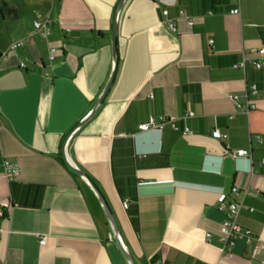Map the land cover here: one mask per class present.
Here are the masks:
<instances>
[{
    "label": "crops",
    "instance_id": "0c3cea01",
    "mask_svg": "<svg viewBox=\"0 0 264 264\" xmlns=\"http://www.w3.org/2000/svg\"><path fill=\"white\" fill-rule=\"evenodd\" d=\"M5 1L20 17L0 33V264H127L95 195L59 161L110 76L114 20L113 81L71 137L69 157L104 196L135 264H264V66L234 67L264 47V0L207 13L193 1L187 14L178 0ZM49 10L42 38L33 19ZM49 45L61 50L52 61ZM233 95L255 108L237 110ZM160 116L180 130H140ZM215 129L225 137L213 138ZM237 150L249 158L234 159ZM5 160L19 166L10 181ZM219 190L242 203L237 223L257 238L236 240L230 257ZM132 197L137 232L122 201Z\"/></svg>",
    "mask_w": 264,
    "mask_h": 264
},
{
    "label": "built area",
    "instance_id": "2783aa9c",
    "mask_svg": "<svg viewBox=\"0 0 264 264\" xmlns=\"http://www.w3.org/2000/svg\"><path fill=\"white\" fill-rule=\"evenodd\" d=\"M231 1H237V0H231ZM233 14L239 13V7L238 5L234 7L231 11ZM161 15L165 19V22L168 26V28L171 31H175V26L173 20L166 19L168 15L167 9L161 10ZM190 23H192V18H189ZM52 18H51V11L43 12V13H37L33 19V27L34 30L42 37L47 38L51 33V25H52ZM68 31V30H67ZM27 39H22L16 42H12L9 47L8 51H14L21 46H23L26 43ZM212 43V40L209 41ZM60 48L49 45V58L50 60H54L56 57V54L60 52ZM249 57V58H248ZM249 59L254 67L261 68L264 66V47H261L258 50H251L247 56H243V59L241 62L234 64V67H240L244 68L246 60ZM20 67H24V63H20ZM257 86L255 84L250 85L247 88V93L251 96H255L257 94ZM231 99L233 100L235 107L237 110L244 111L246 113L250 112L255 108L254 104L251 101H244L241 102L239 97L237 95L231 96ZM193 116V113L189 112L186 117ZM165 123H170L172 128L176 131L180 130V128L172 121L168 120L164 116H160L158 118H150L149 121L143 125L140 126L141 131H147L150 129L154 130H160L162 129L163 125ZM182 133L190 134L191 131L188 128H183ZM212 137L215 139H221L225 137V134H222L219 130L215 129L211 133ZM231 156L234 159L239 158H249V153L246 150H237L234 153H231ZM262 164L264 165V159L262 160ZM5 176L7 179L13 180L16 176L19 174V166L16 163H11L7 160L3 163ZM238 188L236 186H233L231 188V193H237ZM217 202L218 207L220 210L226 211V218L221 223L220 226V239L223 243V246L221 248V251L225 256L230 257L232 255L231 249L235 245L236 240L238 239H245L246 241L251 240H257L256 237H254L250 230L242 229L238 223L237 219L240 214V211L242 209V203H238L236 201H228L227 195L225 192L219 190L217 192ZM128 206L127 202H123V208L126 209ZM5 217V212L0 209V220ZM209 237V235H207Z\"/></svg>",
    "mask_w": 264,
    "mask_h": 264
},
{
    "label": "water",
    "instance_id": "95a60500",
    "mask_svg": "<svg viewBox=\"0 0 264 264\" xmlns=\"http://www.w3.org/2000/svg\"><path fill=\"white\" fill-rule=\"evenodd\" d=\"M115 23H116V20H114V24H113V47H112L113 53H112V69H111L110 76H109L104 88L102 89L101 93L97 97L95 103L91 107V109L80 120V122L71 130V132L66 136V138L63 142V145H62V159H63L65 165L77 177H79L82 181H84L87 184V186L90 188V190L93 192V194L95 195L96 199L98 200L101 208L103 209V211L107 217L113 238H114L117 246L119 247L121 253L123 254L127 264H135L133 258L131 257V255L129 254V252L127 251V249L125 247V244L122 240V236H121V233H120L119 228L117 226L114 215H113L111 209L109 208V205L107 204L104 196L100 192L99 188L96 186L95 182L85 173V171L83 169H81L79 166H77L71 160V158L69 157L68 152H67V145H68L71 137L87 120H89L93 116V114L96 112V110L102 104V102H103V100H104V98H105V96L109 90V87L111 86V83L113 81V77H114L115 70L117 67V59H118L117 58V43H116Z\"/></svg>",
    "mask_w": 264,
    "mask_h": 264
},
{
    "label": "trees",
    "instance_id": "16d2710c",
    "mask_svg": "<svg viewBox=\"0 0 264 264\" xmlns=\"http://www.w3.org/2000/svg\"><path fill=\"white\" fill-rule=\"evenodd\" d=\"M193 1L196 2L201 12L207 13L208 11H216L219 7L228 5L231 0H178V7L185 9V13H190L194 7ZM181 13V12H180ZM183 13V12H182ZM20 17V11L12 4L5 0H0V33L8 31L16 20ZM1 56V55H0ZM61 164L68 170L73 176L77 177L64 163L63 159L59 158ZM78 178V177H77ZM122 201H126L128 206L125 209L130 222L134 230L138 231L137 223V203L136 198H123Z\"/></svg>",
    "mask_w": 264,
    "mask_h": 264
}]
</instances>
